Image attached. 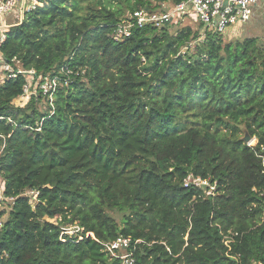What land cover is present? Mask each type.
Segmentation results:
<instances>
[{
  "label": "trees",
  "instance_id": "obj_1",
  "mask_svg": "<svg viewBox=\"0 0 264 264\" xmlns=\"http://www.w3.org/2000/svg\"><path fill=\"white\" fill-rule=\"evenodd\" d=\"M153 1L41 0L8 29L0 54L15 69L77 75L52 107L40 93L23 97L26 75L0 82L1 190L12 198L0 212V264H121L87 233L141 240L134 264H264V51L200 24L115 43L122 6L183 0ZM168 29L179 33L167 39ZM189 174L216 182V197L184 188Z\"/></svg>",
  "mask_w": 264,
  "mask_h": 264
},
{
  "label": "built area",
  "instance_id": "obj_2",
  "mask_svg": "<svg viewBox=\"0 0 264 264\" xmlns=\"http://www.w3.org/2000/svg\"><path fill=\"white\" fill-rule=\"evenodd\" d=\"M41 0H0V46L6 40V33L12 26L18 25L25 14L33 11ZM260 6L264 11V0H183L177 4L167 6L165 11L139 9L123 17L113 28L112 40L121 43L128 39L136 29L153 27L161 29L171 25L182 26L185 21L200 24L203 30L226 35L232 26L247 24L252 16V8ZM192 21V22H191ZM1 80L15 79L17 76L26 75L23 86V97L30 98L38 93L46 100L50 107L53 106L57 90L62 83L68 85L71 76L77 75L67 65L53 75H46L34 80L36 74L33 70L15 69L0 54ZM52 113V112H51ZM255 140L251 139L246 144L252 146ZM184 188H193L202 192L205 199H214L217 194V183L208 179L195 177L189 174L182 181ZM36 197V194H34ZM12 201V198H6ZM83 231V229H81ZM80 228H77L78 232ZM64 233V232H63ZM66 233V232H65ZM91 237L101 247L110 259H117L121 264H134L133 252L141 240L132 241L130 238L117 237L110 242H99L93 234L87 233L85 238ZM82 237L79 238L81 240ZM251 264H261L253 261Z\"/></svg>",
  "mask_w": 264,
  "mask_h": 264
},
{
  "label": "rangeland",
  "instance_id": "obj_3",
  "mask_svg": "<svg viewBox=\"0 0 264 264\" xmlns=\"http://www.w3.org/2000/svg\"><path fill=\"white\" fill-rule=\"evenodd\" d=\"M151 1L155 2L153 0ZM123 7L124 6H122L121 9L123 10V14H124L123 16L125 17L127 15V11ZM252 12H253V16L247 24L239 26V28H237V26H232L230 27L229 30H233L234 33L223 35L224 44L233 43L235 41H241L243 39H254L257 42V45L262 49V51H264V11L258 5L252 8ZM185 25L190 26L193 32L197 31L196 30L197 25L194 22L190 23V21L187 20L183 23V26ZM168 30L169 31H167L168 33L167 39L171 37H175L179 33V29H168ZM202 40H203V37L200 35L199 40L192 39L188 41L183 47H181L180 54L182 55L186 53L187 51H189L191 54L194 53L196 45L198 43H201ZM0 82H1V75H0ZM45 108L46 106L44 104L40 106L41 111H44ZM240 129L242 131L241 137L245 138L246 134L244 133L243 127L240 126ZM250 140L251 139H249L248 141ZM1 189H2V180L0 179V212L2 211L6 213L9 210L12 201L3 197V194H2L3 192ZM24 196L28 197L31 203H34L36 197L31 191H26L24 193ZM107 213L116 221V223L120 224L122 222V218L119 214H117V212L107 211ZM77 228H78L77 226L63 225L62 231L64 233L66 232L65 234H67L68 236H73L79 239L82 235V230L80 229V231L76 232Z\"/></svg>",
  "mask_w": 264,
  "mask_h": 264
},
{
  "label": "crops",
  "instance_id": "obj_4",
  "mask_svg": "<svg viewBox=\"0 0 264 264\" xmlns=\"http://www.w3.org/2000/svg\"><path fill=\"white\" fill-rule=\"evenodd\" d=\"M237 28H239V26H237ZM230 33H234V31H233V30H229V29H228V31H227V33H226V35H228V34H230Z\"/></svg>",
  "mask_w": 264,
  "mask_h": 264
},
{
  "label": "water",
  "instance_id": "obj_5",
  "mask_svg": "<svg viewBox=\"0 0 264 264\" xmlns=\"http://www.w3.org/2000/svg\"><path fill=\"white\" fill-rule=\"evenodd\" d=\"M249 140V138H245V141L247 142Z\"/></svg>",
  "mask_w": 264,
  "mask_h": 264
}]
</instances>
